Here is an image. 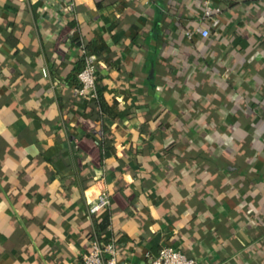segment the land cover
Returning a JSON list of instances; mask_svg holds the SVG:
<instances>
[{"label":"crops","instance_id":"1","mask_svg":"<svg viewBox=\"0 0 264 264\" xmlns=\"http://www.w3.org/2000/svg\"><path fill=\"white\" fill-rule=\"evenodd\" d=\"M68 1L0 0V264H82L101 189L120 264H264V0Z\"/></svg>","mask_w":264,"mask_h":264},{"label":"built area","instance_id":"2","mask_svg":"<svg viewBox=\"0 0 264 264\" xmlns=\"http://www.w3.org/2000/svg\"><path fill=\"white\" fill-rule=\"evenodd\" d=\"M73 0L68 1V9H72ZM220 7L211 4L210 0H202V17L209 20L208 26H198L196 31L202 36H207L211 28L220 24ZM82 55V64L76 72L78 84L74 86L76 94L81 97H94L97 91V67L98 56L79 46ZM44 77H49L46 66L42 67ZM110 205V198L104 189L99 190L88 202V213L96 215L106 210ZM82 264H120L119 252L114 239H104L91 233L89 236V249L82 254ZM141 264H195V259L187 256L178 248L170 244L162 245L155 255H147L145 262Z\"/></svg>","mask_w":264,"mask_h":264},{"label":"trees","instance_id":"3","mask_svg":"<svg viewBox=\"0 0 264 264\" xmlns=\"http://www.w3.org/2000/svg\"><path fill=\"white\" fill-rule=\"evenodd\" d=\"M228 5L230 6L231 3H229ZM220 9L221 10H220V13H219L218 17L222 18L221 17V13H222L223 7L221 6ZM76 42H77V44L79 46L82 45L84 49L95 53V51L93 49H91L89 43H87L85 41H81V40H77ZM81 59H82V55H81ZM81 64H82V61H81ZM80 67H81V65L75 71L73 76L72 75L70 76V78H72V81H73L74 85L78 84V81H77V78H76L75 74L80 69ZM101 89L96 91V97H97V102L96 103H97V106L100 108V110L105 111L109 107H108V105H107V103L105 101V98H104V95L102 94V90ZM84 98H85V100H88L87 97H84ZM99 214L100 213H98L96 215H93L94 216V218H93V224L94 225H93V230L91 231V233L97 235L98 237H103L104 239H114V238H112V236L110 235V232H109V226L111 225L110 216L106 215L103 218H100V217L97 216ZM179 250H181V249H179ZM182 252L185 253L184 251H182ZM187 256H189V255H187ZM189 257H191V256H189ZM119 261L121 262L120 257H119Z\"/></svg>","mask_w":264,"mask_h":264}]
</instances>
